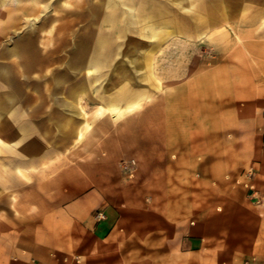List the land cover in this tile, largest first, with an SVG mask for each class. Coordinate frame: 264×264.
I'll return each instance as SVG.
<instances>
[{
  "label": "crops",
  "instance_id": "obj_1",
  "mask_svg": "<svg viewBox=\"0 0 264 264\" xmlns=\"http://www.w3.org/2000/svg\"><path fill=\"white\" fill-rule=\"evenodd\" d=\"M6 1L0 0V16ZM171 1L174 7L180 2ZM116 2L103 9L112 30L118 18L121 30L136 23L175 30L188 26L163 1ZM215 2L201 11L216 14ZM245 4L239 10H249L251 3ZM38 8H29L30 19H39ZM259 8L250 14H264ZM76 44L68 66L76 73L108 64L118 47L110 37L81 38ZM32 46L27 41L20 51ZM238 49V59L194 77V96L186 105L173 109L162 94L118 120L105 115L91 128L79 104L85 88L63 90L56 81L55 103L68 114L58 123L64 137L79 140L83 129H90L61 163L33 169L23 165L34 164L45 151L35 135L39 124L22 120L27 114L19 104L22 93L0 86V129L14 128L12 145L5 147L14 184L0 185V264H264L263 80L256 70L248 81L244 51ZM8 80L0 66V85ZM62 94L66 100L58 98ZM237 179L243 187L234 184ZM99 213L103 219L96 218Z\"/></svg>",
  "mask_w": 264,
  "mask_h": 264
},
{
  "label": "rangeland",
  "instance_id": "obj_2",
  "mask_svg": "<svg viewBox=\"0 0 264 264\" xmlns=\"http://www.w3.org/2000/svg\"><path fill=\"white\" fill-rule=\"evenodd\" d=\"M160 1L165 2L166 7L174 8L178 21L186 22L188 26L175 30L174 27L136 23L121 30L123 23L118 18L117 28L120 29L112 30V23L103 17V9L112 2L117 3L116 0H66L62 5L56 0L51 5L47 4L49 0L6 1L8 11L1 9L4 15L0 16V30L5 31L0 32V66L6 68L10 80L0 86L7 93L23 94L19 104H23L22 109L27 114L22 115V120L27 124L31 121L39 124L35 135L45 150L38 161L23 167L33 169L48 161L61 163L63 156L82 140L91 125L105 115L118 120L162 94L170 98L173 109L186 105L194 96V77L231 57L238 59V47L244 51L241 59L246 62L247 67L243 70L248 81L254 80L258 70L264 89V14H250L254 9L264 7V0H216V14L201 11L202 6L212 5L211 0H180L177 7L171 5V0ZM245 3H251V11L239 10ZM34 5L39 7L38 20L30 19L29 8ZM188 12L193 14L189 17ZM32 28L38 32L31 34ZM103 37L113 38L118 44L116 56L109 58L108 64L96 69L85 68L78 73L69 70L78 40ZM30 40L34 46L23 54L21 46ZM11 50L16 53L11 54ZM31 54L42 61H28L30 57H26ZM231 71L237 70L231 68ZM56 81L62 82L63 90L76 89L79 85L85 88L79 104L90 128L83 129L79 140L72 136L65 138L64 129L58 127L59 122L67 120L68 114L55 103ZM57 96L67 99L63 94ZM134 102H137L136 106L127 108ZM99 104L106 108L99 109ZM107 107L116 108L117 113ZM12 133L14 128L9 124L0 129V185L5 187L14 184V172L9 170L7 163L10 156L5 154V147L12 145ZM187 183L183 182L184 185ZM234 184L243 187V180L237 179ZM230 263L245 262L234 260ZM117 264L159 262L120 260Z\"/></svg>",
  "mask_w": 264,
  "mask_h": 264
},
{
  "label": "built area",
  "instance_id": "obj_3",
  "mask_svg": "<svg viewBox=\"0 0 264 264\" xmlns=\"http://www.w3.org/2000/svg\"><path fill=\"white\" fill-rule=\"evenodd\" d=\"M104 218V216L101 214V213H99V214H97V219H103Z\"/></svg>",
  "mask_w": 264,
  "mask_h": 264
},
{
  "label": "bare ground",
  "instance_id": "obj_4",
  "mask_svg": "<svg viewBox=\"0 0 264 264\" xmlns=\"http://www.w3.org/2000/svg\"><path fill=\"white\" fill-rule=\"evenodd\" d=\"M116 112V111H115Z\"/></svg>",
  "mask_w": 264,
  "mask_h": 264
}]
</instances>
